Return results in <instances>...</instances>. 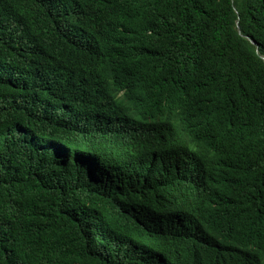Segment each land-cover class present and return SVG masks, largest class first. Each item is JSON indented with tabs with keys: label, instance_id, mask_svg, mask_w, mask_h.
<instances>
[{
	"label": "trees",
	"instance_id": "16d2710c",
	"mask_svg": "<svg viewBox=\"0 0 264 264\" xmlns=\"http://www.w3.org/2000/svg\"><path fill=\"white\" fill-rule=\"evenodd\" d=\"M71 1L0 0V264H264V0L152 1L149 22L160 46L142 52L139 64L147 75L158 73L140 92L170 96L164 108L153 101L150 113L187 117L216 157L214 170L178 179L182 194L172 197L141 181L140 188L123 182L120 171L101 172L95 165L101 153L90 155L95 162H60L26 139L42 143L54 135L73 151L91 149L85 140L96 142L85 120L78 131L48 122L47 109L61 107L55 96L46 109L26 95L16 101L29 61L45 72L27 79L36 91L79 80L86 94L108 97L106 73L63 67L57 49L32 55L36 43L55 40L46 19ZM31 17L42 19L4 40L10 20L19 24ZM133 67L130 77L140 78ZM20 124L26 133L8 132ZM186 196L190 216L206 221L198 236L189 233L194 228L184 232L188 219L180 221L183 228L162 220Z\"/></svg>",
	"mask_w": 264,
	"mask_h": 264
},
{
	"label": "clouds",
	"instance_id": "9594fccd",
	"mask_svg": "<svg viewBox=\"0 0 264 264\" xmlns=\"http://www.w3.org/2000/svg\"><path fill=\"white\" fill-rule=\"evenodd\" d=\"M152 1L72 0L64 9L53 11L46 19L53 26L55 40L39 42L32 47L33 56H42L57 49L58 62L63 67L71 66L78 74L106 73L111 83L106 99L102 101L86 94L85 82L79 80L65 87L36 91L27 84V79L42 78L45 72L40 64L29 61L24 63V78L19 84L16 101L22 102L23 95H26L38 107L46 109L48 99L55 96L61 107L57 111L47 109L48 122H61L70 130L78 131L81 120H85L84 129L93 132L97 138L94 143L85 140L93 147L83 151H73L72 146L66 147L54 135L40 143L36 137L26 134V139L33 145L47 148L60 162L69 158L95 162L91 156L98 152L103 157L101 163L95 165L101 172L114 176L116 171H120L119 177L123 182L131 181L139 187L136 182L141 181L150 191L172 197L182 194L176 185L178 179L214 170L212 166L216 157L213 145L187 117L181 114L154 116L150 113L154 102L164 108L170 96L156 99L140 92L142 84H149L158 73L154 71L147 75L146 68L139 64L143 59L142 52H158L160 46L156 31L149 22ZM40 19L42 17L22 18L19 24L10 20L4 29V40L10 42L22 36ZM133 66L141 75L138 79L130 77ZM118 76L122 77L119 81L116 79ZM72 89L79 93L78 97ZM27 130L20 124L8 132L21 134ZM85 154L87 157L83 156ZM131 175L133 178L129 180ZM185 200L181 208L176 205L167 208L162 220L171 226L175 223L176 227H181L180 221L188 219L190 226L185 225L186 229L181 227L184 232L194 228L188 231L198 236L196 229L200 227L205 233L206 221L191 217L187 196Z\"/></svg>",
	"mask_w": 264,
	"mask_h": 264
},
{
	"label": "water",
	"instance_id": "95a60500",
	"mask_svg": "<svg viewBox=\"0 0 264 264\" xmlns=\"http://www.w3.org/2000/svg\"><path fill=\"white\" fill-rule=\"evenodd\" d=\"M237 28H238V27H237ZM250 42H251V44L257 46V44H256V42H255L254 40L250 39Z\"/></svg>",
	"mask_w": 264,
	"mask_h": 264
}]
</instances>
